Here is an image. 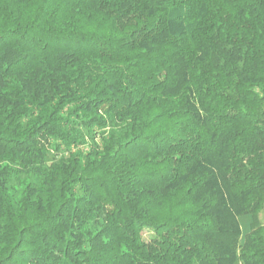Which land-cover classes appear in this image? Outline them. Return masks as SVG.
Returning a JSON list of instances; mask_svg holds the SVG:
<instances>
[{
    "label": "trees",
    "instance_id": "1",
    "mask_svg": "<svg viewBox=\"0 0 264 264\" xmlns=\"http://www.w3.org/2000/svg\"><path fill=\"white\" fill-rule=\"evenodd\" d=\"M263 210L264 0H0V264H264Z\"/></svg>",
    "mask_w": 264,
    "mask_h": 264
},
{
    "label": "rangeland",
    "instance_id": "2",
    "mask_svg": "<svg viewBox=\"0 0 264 264\" xmlns=\"http://www.w3.org/2000/svg\"><path fill=\"white\" fill-rule=\"evenodd\" d=\"M259 220H260L261 224L264 225V210L262 212H260ZM239 222H240V226H241L242 232L243 233L247 232L248 229H249L250 217L249 216H243V217H241L239 219ZM147 236H148L147 233L143 234L144 238H147Z\"/></svg>",
    "mask_w": 264,
    "mask_h": 264
}]
</instances>
